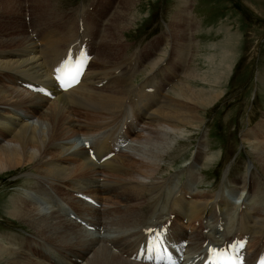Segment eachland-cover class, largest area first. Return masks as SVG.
I'll return each instance as SVG.
<instances>
[{"label":"bare ground","instance_id":"1","mask_svg":"<svg viewBox=\"0 0 264 264\" xmlns=\"http://www.w3.org/2000/svg\"><path fill=\"white\" fill-rule=\"evenodd\" d=\"M29 2L20 5L0 0V175L21 167L31 170L29 185L9 198L6 205L8 215L30 231L0 232V262L145 264L131 260L130 255L148 229L169 221L167 234L179 237L180 219L185 223L184 235L189 232L184 238L186 253H197L206 241L217 244L244 234L249 237L247 256L262 251L264 133H258L257 139H247L254 155L252 168L243 166L240 174L231 176L228 183L232 186L227 193L223 185L212 192L197 188L201 177L197 167L213 156L204 155L203 143L184 165V180L179 181V171L161 176L166 155L176 139L203 119L199 107L218 98L201 89H191L187 95L184 84H170L177 76H157L160 70L161 74L165 70L168 73L174 65V55L182 57L184 50L181 54L172 52V58L158 71L155 68L161 59L152 63V59L148 60L149 73L154 70L156 76L126 84V77H130L125 75L129 74L128 58L119 57L123 60L117 62V67L108 69L104 57L116 55L114 48L125 46L119 26L123 20L128 19L127 24L134 20L127 11L131 0L123 10L127 17L119 12L114 23L107 24L102 14L90 10L84 13L81 8L75 19L63 25L55 21V15L60 13L56 14L60 8L56 9L55 0ZM31 3L34 13L30 12ZM19 5L24 18H17L14 12ZM183 9L189 11L184 5ZM104 15L112 13L108 10ZM184 17L188 19L186 14ZM36 19L43 23L39 25L41 31L32 35L28 30L37 24ZM188 23L183 22L186 26ZM75 25L73 34L71 26ZM175 25L180 26L179 35L185 36L182 25L173 22ZM169 30L179 33L178 29ZM68 33L75 37L78 34L93 57L80 83L62 91L56 89L40 59L47 48L55 52L60 44L68 45L64 44ZM177 49L176 45L174 50ZM136 64L137 61L131 65L133 70ZM117 69L121 70L112 76L111 71ZM200 73L194 71L193 75ZM157 78L160 82L155 85ZM24 82L45 84L52 97L25 88ZM259 125L264 129L263 120ZM252 134L256 133L250 128L243 132L246 138ZM85 140L95 157H90ZM113 141L122 143L119 151L100 160L111 150ZM84 196L94 198L98 205L84 200ZM72 214L84 220L85 225ZM219 224L221 231L216 230ZM205 228L208 230L203 232Z\"/></svg>","mask_w":264,"mask_h":264},{"label":"rangeland","instance_id":"2","mask_svg":"<svg viewBox=\"0 0 264 264\" xmlns=\"http://www.w3.org/2000/svg\"><path fill=\"white\" fill-rule=\"evenodd\" d=\"M12 1L21 5L26 0ZM27 1L31 2V0ZM55 1L57 2L56 9L60 8L56 14L61 13L55 15V21L59 25H63L67 20L75 19L81 8L84 13L90 10L102 14L103 17L105 16L103 22L107 24L114 23L115 18L119 17V12H123V16L127 17V13L123 10L127 7L128 0ZM131 1L132 5L127 7V11L129 15L134 16V20L132 24H127L128 19L123 20L119 26L121 39L125 46L115 47L114 50L118 52L116 55L105 56L104 64L108 65V69L117 67V62L123 60L120 58L126 56L130 62L129 74H125L130 76L126 77V84L139 83L147 76H156V74L157 76L175 75L177 78H173L170 84H184L187 95L191 89H201L204 93L218 95L214 102L199 107L203 113V119L198 122L197 127L188 128L183 137L176 139V143L166 155L164 161L166 168L161 171L160 175L167 176L178 171L182 172L184 165L191 160L198 144L203 143L204 155L213 156L208 163L203 165L201 162L197 167L199 168L198 177L201 176L197 188L212 192L213 189H219L222 187L220 185H223L222 190L227 193V188L232 186L228 183V179L240 174L243 166L252 168L251 162H254V155L251 143L247 139H257L264 133L263 126L259 125L261 120L264 121V0ZM20 5L19 8L14 9L17 18L24 13ZM33 5L30 4L31 13L35 11ZM183 5L187 7L188 12L184 11ZM108 10L112 15H104ZM185 14L188 19L183 18ZM21 18L24 16L22 15ZM183 19L186 23L189 22L187 26L183 24ZM39 21L41 20L36 19L37 24L29 28L30 34L35 35V29H40L39 25L43 22L39 23ZM173 22L182 25L185 36L184 34L179 35L178 27L180 26H172ZM77 26L73 27L77 28ZM73 27L71 26V33L74 34L76 28L73 30ZM32 28L34 30L31 31ZM169 29H178L179 33L174 34ZM60 31H57V35ZM71 33L66 34L64 44L68 45L65 44V47H62V44L58 45L59 50L55 52L49 48L44 51L40 60H43V68L46 71L64 55L67 47L72 45L78 48L82 42L87 45L86 42H81L82 38L78 34L76 38ZM71 38L73 42H69ZM176 45L178 49L174 50ZM222 48H227L229 51L222 50ZM95 49L94 47V52ZM182 49L184 50L183 58L174 55V65L171 70L166 74V70H162L164 72L161 74L160 68L164 67L169 57L172 58V52L181 54ZM11 53L4 52L3 54L10 55ZM151 59L149 63L158 62L161 59L155 68L157 71L160 70L158 72L160 74L154 70L149 73L151 64H148V60ZM136 61L138 64L133 70L131 65ZM119 68L122 69L123 66ZM121 69L112 70V76ZM226 70L228 71L224 76ZM194 71L195 73L201 72L205 76H201V73L200 76L193 75ZM212 74L221 76H211ZM158 78L155 79V85L160 82ZM170 92L172 94V91ZM131 93L125 98L124 104L130 99ZM248 128L252 129V133H256L252 134L251 138L243 136V132ZM258 133L261 134L258 135ZM200 170L202 175H200ZM28 172L31 173V170L21 167L0 175V232L30 231V228L22 222L9 216L6 210L8 199L13 198L21 188L29 185L31 175ZM185 178L186 169L179 174V181ZM164 215L167 217L166 214ZM178 224L181 228L179 237L171 233L167 236L175 240L188 238L189 232L186 236L184 235L186 232L184 221L180 219ZM0 264L4 263L0 262Z\"/></svg>","mask_w":264,"mask_h":264},{"label":"snow or ice","instance_id":"3","mask_svg":"<svg viewBox=\"0 0 264 264\" xmlns=\"http://www.w3.org/2000/svg\"><path fill=\"white\" fill-rule=\"evenodd\" d=\"M59 71V70H58ZM78 76H79V70L77 71V73L75 75H73L71 77V80L70 81H66L64 79L63 76H57V79L60 81L61 85L65 88H68L70 87L72 84H75L78 80Z\"/></svg>","mask_w":264,"mask_h":264}]
</instances>
